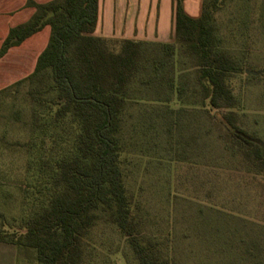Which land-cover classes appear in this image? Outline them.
Listing matches in <instances>:
<instances>
[{
    "label": "trees",
    "instance_id": "obj_1",
    "mask_svg": "<svg viewBox=\"0 0 264 264\" xmlns=\"http://www.w3.org/2000/svg\"><path fill=\"white\" fill-rule=\"evenodd\" d=\"M26 6L35 11L9 29L0 58L44 26L50 35L33 71L0 93L28 86L37 179L20 228H0V242L33 251L36 264H86L92 231L105 222L126 239L138 264H169L158 243L140 231L120 164L122 115L134 86L161 88L164 100L169 92L181 94L169 77L179 50L191 63L199 86L193 92L220 138L252 170L264 173V148L242 126L231 85L245 70L221 47L212 10L204 0L200 16L193 18L182 0H175L173 41L152 43L96 35L99 0H27ZM66 143L68 151L58 152Z\"/></svg>",
    "mask_w": 264,
    "mask_h": 264
},
{
    "label": "rangeland",
    "instance_id": "obj_2",
    "mask_svg": "<svg viewBox=\"0 0 264 264\" xmlns=\"http://www.w3.org/2000/svg\"><path fill=\"white\" fill-rule=\"evenodd\" d=\"M137 1L143 6L135 20L141 28L167 33L175 0ZM205 2L221 47L245 70L231 82L241 124L264 148V0ZM100 7L99 24L104 0ZM46 29L40 35L46 34L47 42ZM190 65L176 50L169 77L181 94L169 92L164 100L161 88L136 85L122 115L120 164L140 231L158 243L169 264H264V173L252 170L220 138L193 92L199 86ZM27 89L23 84L0 93V228L8 231L20 228L37 179L30 148L37 131L31 127ZM69 146L57 151L67 152ZM91 242L86 264H138L111 224L94 227ZM20 251L26 264H36L33 251Z\"/></svg>",
    "mask_w": 264,
    "mask_h": 264
},
{
    "label": "crops",
    "instance_id": "obj_3",
    "mask_svg": "<svg viewBox=\"0 0 264 264\" xmlns=\"http://www.w3.org/2000/svg\"><path fill=\"white\" fill-rule=\"evenodd\" d=\"M36 3H45L50 0H33ZM99 0V13H100ZM204 0H186L183 2L184 11L193 18L200 16ZM27 0H0V45L7 36L9 29L25 23L33 15L35 9L26 6ZM143 6L137 0H104V16L102 23H98L95 34L112 39H132L141 41L171 42L174 34V12L171 28L167 33L160 34L158 31L148 32L142 29L139 20L140 10ZM189 13H193L191 16ZM99 19V16H98ZM132 24V22H134ZM46 27L26 38L19 45L13 46L0 58V89L5 88L17 80L23 78L26 73L35 67L39 54L45 48ZM47 38V41H48ZM42 43L44 46H42ZM35 61V63H34ZM28 66V67H27ZM25 67L29 70L25 71ZM15 245L0 242V264H26L24 256Z\"/></svg>",
    "mask_w": 264,
    "mask_h": 264
}]
</instances>
